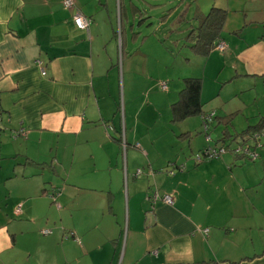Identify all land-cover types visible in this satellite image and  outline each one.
<instances>
[{"label":"crops","instance_id":"crops-1","mask_svg":"<svg viewBox=\"0 0 264 264\" xmlns=\"http://www.w3.org/2000/svg\"><path fill=\"white\" fill-rule=\"evenodd\" d=\"M210 1L208 12L246 19H231L226 49L211 52L235 69L228 81L264 79V53L251 50L264 34L249 40L246 26L264 17V0ZM137 18L151 14L132 0H0V264H264V150L250 166L225 142L264 115L232 134L235 114L216 122L202 100L203 114L178 121L173 87L161 111L144 97L160 82L142 72L162 61L160 27L143 34ZM219 124L227 153L197 162ZM155 191L174 203L153 201Z\"/></svg>","mask_w":264,"mask_h":264},{"label":"rangeland","instance_id":"rangeland-1","mask_svg":"<svg viewBox=\"0 0 264 264\" xmlns=\"http://www.w3.org/2000/svg\"><path fill=\"white\" fill-rule=\"evenodd\" d=\"M132 1L139 7L141 12L143 10V12L148 11L151 14V19L145 21L137 18L135 26L136 30L140 27L141 31L143 30L145 32H143V34L152 35L155 30H157V26L159 25L160 27L159 31L156 32L155 37L157 39L156 47L159 50V55L162 61L159 62L158 60L159 64L155 65L153 64L154 62H151V64H149V66L146 65L145 69L142 71L144 74H150L152 81L157 83L160 82V84H158L159 86L157 85L158 87L155 89L156 96H154L153 92L146 90L144 97L146 96L148 98L151 95V97L155 98L158 102L161 111L165 109L164 112H166V97L161 93L167 94V91L173 87V89H176L178 95L181 88L185 85L184 79L188 77H198L202 79L201 96L204 101V110L208 113L215 114V117L213 116L212 118H215L216 122L221 115L234 113L235 115L232 119L233 123L232 125L229 124V130L232 134L240 132L243 129L248 128L250 125L258 124L259 119L264 115V79L261 77L257 78L255 76L250 77L241 75L238 76V79L235 81H228L230 76L235 74V69H232V64L224 65L222 59L218 58V56H221L224 53L217 52L212 54L214 53L212 52L208 55H200L194 53L189 46L184 44L187 40L188 32L190 31L188 26L194 21L192 18L196 19V17L202 15L199 6L203 8L204 13H208V10L212 7L209 5L211 2L210 0H163L162 5L154 7L153 10L147 8V6H149L147 0ZM149 1L152 3H159L156 0ZM143 7H146V9ZM129 9L130 19H133L134 10L132 4H130ZM256 10H259L258 5L256 6ZM229 14V18L226 15V26L224 24L225 28L223 27L222 29V35L229 33L227 30L233 27L230 22L231 19L235 22L240 21L246 23V19H241L240 16V18L234 16V12H230ZM116 15L115 12V16ZM138 15H140L139 11ZM241 15L244 17V12H242ZM259 17L261 19H257L258 21L247 19L246 26L249 28V35L255 33L252 38H248L249 40L254 39L259 33L264 34V17ZM161 19L162 21L165 20L167 22H162V25L164 24L163 26L161 25ZM177 19H179V21ZM150 23H153V25ZM257 39H260L258 41L262 42L252 45L251 50L264 53L263 37ZM130 40L132 41V39ZM149 43L150 42H147L145 45L146 51L150 50V48H148ZM151 61H153L152 56ZM255 81L258 83V87L253 85ZM164 82L168 87L166 90L162 89V83ZM186 123L189 124V121ZM223 127V125H220V127L216 126L218 132H214L215 128L208 129L207 133L212 135L209 140L204 132L203 144L205 146L210 145L211 147L218 148L226 145L222 143V140H219L220 136H225ZM262 133L261 143L264 145V129ZM225 140V142L229 143L226 145L228 149L237 148L239 145V140L233 139V137H227ZM240 141L242 142V138H240ZM259 150L263 151L264 147ZM246 164L251 166L255 163L253 160H247ZM34 250L35 249H33V252ZM40 252H42L41 247Z\"/></svg>","mask_w":264,"mask_h":264},{"label":"trees","instance_id":"trees-1","mask_svg":"<svg viewBox=\"0 0 264 264\" xmlns=\"http://www.w3.org/2000/svg\"><path fill=\"white\" fill-rule=\"evenodd\" d=\"M195 20H197V25L189 26L190 31L188 32L187 40L184 44L189 46L197 54L208 55L220 42L219 39L226 20V11L215 7L208 13L196 17ZM184 80L185 85L180 92V97L172 105L174 119L178 121L196 114L204 113L201 98L202 79L198 77H188ZM203 118L207 129L209 119L206 120L205 117ZM229 118L232 120L233 115H230ZM263 129L264 126H261L260 128H253L243 132L240 136L243 138L242 142L239 141L237 148H229V150L233 151L236 155H241L250 159L248 155L243 153V151L237 152V149H243L245 146H250L251 148H257L256 151H258V149L263 148L264 145L261 143L262 136L257 139L254 138L256 132H261ZM259 143L262 144V147H258Z\"/></svg>","mask_w":264,"mask_h":264},{"label":"built area","instance_id":"built-area-1","mask_svg":"<svg viewBox=\"0 0 264 264\" xmlns=\"http://www.w3.org/2000/svg\"><path fill=\"white\" fill-rule=\"evenodd\" d=\"M63 4L66 8L68 9H73L76 7V0H63ZM74 19V23L77 25V27L84 29V30H88L89 26L91 24V19L87 16H85L83 13H81L79 10H77L74 13L73 16ZM217 49L224 51L226 49V43L224 41H220L217 45ZM37 63L41 64L42 62L40 60L37 61ZM42 73L45 74V69L44 67L42 68ZM162 88L163 89H167V84L164 82L162 83ZM206 120H208V117H205ZM23 132V130L21 131ZM262 131L261 132H256L255 134V139L260 138L262 136ZM258 147H262V144L259 143ZM257 148H251L250 146H245L243 149H237L238 151H243L244 154L248 155L249 158L251 160H256L259 156L258 151H256ZM227 151V148L225 147H208L204 150L203 154H197L196 155V160L197 162L202 161L204 158H217L219 157L221 154L225 153ZM182 170L184 169V165H182L180 167ZM170 174H174V170H170L169 171ZM152 199L153 201L157 200V199H161L162 201H164L165 203L168 204H173L174 203V199L173 196L169 195V194H164L163 196L159 195V193L157 191L152 193ZM45 233H49L50 231L46 230L44 231ZM204 232H207V229L204 230ZM156 252V251H155Z\"/></svg>","mask_w":264,"mask_h":264}]
</instances>
